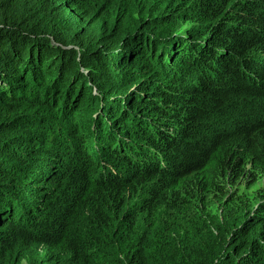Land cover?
<instances>
[{
  "label": "trees",
  "instance_id": "1",
  "mask_svg": "<svg viewBox=\"0 0 264 264\" xmlns=\"http://www.w3.org/2000/svg\"><path fill=\"white\" fill-rule=\"evenodd\" d=\"M230 1L193 0L209 25L158 49L142 30L110 41L106 34L117 30L106 25L93 31L81 22L64 37L47 0H0V195L11 176L9 162L29 160L30 151L21 147L30 138L15 135V125L32 118L48 141L64 146L55 155L64 163L42 203L26 204L29 213L10 211L2 222L0 249L33 242L51 264H204L195 260L190 240L175 261L161 251L174 248L168 239L153 241L149 250L153 224L147 229L138 221H150L148 215L163 208L180 224L196 206L217 203L220 219L211 227L220 240L205 264H264V190L247 201L241 195L264 179V0H235L234 10L224 13ZM174 10L151 23L184 11ZM165 30L170 35L172 28ZM66 42L78 50L54 46ZM176 56L196 78L166 87L155 76L173 77L170 59ZM130 65L141 66L143 77L119 100L103 97L99 105L113 119L118 134L110 143L116 147L106 143L90 152L73 139L79 138L74 115L90 98L91 85L126 79ZM48 72L55 75L54 88L35 86L33 78ZM65 98L76 99L72 109ZM69 133L75 136L66 148ZM249 177L254 181L244 187ZM178 229L169 232L179 235ZM155 245L158 257L151 260Z\"/></svg>",
  "mask_w": 264,
  "mask_h": 264
},
{
  "label": "rangeland",
  "instance_id": "2",
  "mask_svg": "<svg viewBox=\"0 0 264 264\" xmlns=\"http://www.w3.org/2000/svg\"><path fill=\"white\" fill-rule=\"evenodd\" d=\"M192 1L188 0L182 4V0H47V5L54 6V12L52 13V17L55 18L54 25H56V28H58L64 37L71 35L74 32V28L80 25L81 22L83 25H91L93 31H97L106 25L105 27L117 30L116 36L110 33L106 34L110 41L122 42L124 36L129 32L130 34H134L136 30H142L146 31L147 36L150 38L148 39L149 42H146L152 45V47L157 45L159 49L161 47L160 44L166 45L175 36H186L188 30H195L203 25H209L202 22L199 11L196 10L195 5H192ZM234 3L235 0H231L225 8L224 13L232 12L234 10ZM179 8L184 9V11L178 12L171 19H160L154 24L151 23V18L158 17L174 9L177 12ZM135 21L139 22L137 27ZM165 21H167V24H165ZM167 28H172L171 34H162ZM162 40L163 43H161ZM49 41L53 42L50 38ZM69 43L71 42H66L64 45L54 43V46L65 51L71 49L74 51L78 50V48ZM170 62L176 70L173 77L166 78L168 73H165L163 78H159L156 74L155 79L157 81L163 83L166 87H171L172 85L179 87L186 79L194 81L196 75L194 73L187 74V63L181 62L179 56L170 59ZM163 63L165 61L163 62L162 60L161 65ZM125 70H129L130 74L126 79L117 80V83L115 79H104L100 80L96 85H91L87 92V96L90 95V98L87 97L85 99L86 104H83L80 113L74 115L76 118L74 132L78 131L79 138L71 133L64 134V137H66V148H68L71 140L70 137L72 136H75L73 139L79 141L93 153H95L93 146L99 147V151L106 146V143L112 145V149L116 147H113V143H110L112 141L115 142L116 135L118 134L114 127L113 119L110 117V114L105 113V109L101 112L99 105L103 97L114 100L122 98L127 94V91L134 88L136 84L134 80H140L144 74L139 65H130ZM79 71L85 74L83 68ZM44 76L46 80L41 75H38V78L34 77V85L40 87V83H43L44 86L54 88V73L48 72ZM122 87H125L126 91H120ZM55 88L59 90L63 89L59 85H56ZM30 104L32 105L33 102ZM31 114L33 112L21 113L13 117ZM11 118H9V121L12 120ZM94 119L95 121L93 122ZM23 121L26 123L15 125L13 132H17L14 133L15 135L20 134L22 137L28 136L30 138L26 142L27 146L21 147L30 151L26 153L29 160L23 166H18L21 162L20 160L18 162L16 160L9 162L13 167L10 172L11 176L7 178V181L2 182L5 187L3 188L4 192L0 195V226L9 217L10 211L11 215L14 213L20 214L24 211L29 213V207L26 204H31L30 206L32 207L40 205L42 199H44V195L52 188L56 172L59 171L64 163V161L55 158L59 150L64 148L61 144L62 140L59 141L55 138L52 141H48L46 131L37 127V121L32 118ZM26 126L30 127L29 130H26ZM97 129L101 131V135L98 134ZM126 129L128 130V128ZM4 156L7 159L10 158L6 154ZM251 179L249 177L244 180V187L249 186L254 181ZM7 188L11 189L6 194ZM257 190H264V179L257 180L256 184L248 190H241V195L245 197L246 201L251 200ZM5 209L6 212L4 211ZM189 213L190 211L186 212L184 217H181L180 224L177 223L178 219L174 215L170 216L169 211L163 208H159L155 216L149 214L150 221H146L147 216H141L138 225H144L147 229L152 224L154 227L149 241V250H151L153 241L162 242L168 239L169 244L174 246V248L170 249L165 245L161 251L165 254L168 253L169 260L175 261L177 260L178 248H187L186 245H188L190 240V247H193V251L196 253L195 260L198 262L203 261L202 263L204 264L207 263L208 252L212 251V246L217 245L220 240L219 232L218 236L215 235L216 237L213 239L214 231L211 223L219 221L221 209L217 203L206 204V206L201 204L200 206H196V209L192 211L193 214ZM18 219L24 224V219H20V217ZM178 227L180 228L178 230H181V234L176 235L173 232H169ZM21 242V244L10 247L9 251L0 249V264H51L48 254L42 246L23 240ZM157 257L158 246L155 245L150 259L156 260Z\"/></svg>",
  "mask_w": 264,
  "mask_h": 264
},
{
  "label": "water",
  "instance_id": "3",
  "mask_svg": "<svg viewBox=\"0 0 264 264\" xmlns=\"http://www.w3.org/2000/svg\"><path fill=\"white\" fill-rule=\"evenodd\" d=\"M66 101V103H64L66 106L68 105V110L72 109L74 107V104L76 102V99H72V100H68L67 98L64 99V102ZM71 103V104H70ZM72 106V107H71Z\"/></svg>",
  "mask_w": 264,
  "mask_h": 264
}]
</instances>
